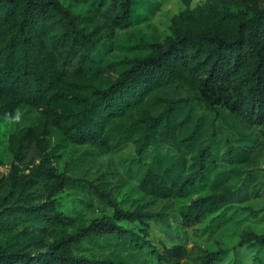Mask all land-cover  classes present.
<instances>
[{
	"label": "rangeland",
	"instance_id": "1",
	"mask_svg": "<svg viewBox=\"0 0 264 264\" xmlns=\"http://www.w3.org/2000/svg\"><path fill=\"white\" fill-rule=\"evenodd\" d=\"M58 1L75 17L77 26L96 39L89 67L68 63L62 70L63 24L50 19L39 29L44 43L40 52L54 58L55 67L62 70L56 83L61 90L59 101L73 112L81 109L88 87H106L132 60L146 55L148 45L170 36L172 29H207L228 39L240 19L251 17L252 9L264 4V0H134L131 23L119 29L112 27L110 18L116 9L109 0ZM146 91L140 102L105 123L107 152L54 127L49 129L45 149L54 173L81 181L55 194L49 193L55 182L50 175L34 176L23 189L9 179L12 167H17L19 175H28L38 163L35 148L27 146L23 163L17 164L11 138L44 121V102H21L16 108L21 113L19 123L0 120V251L26 254L32 259L28 264H45V253L56 240L113 214L112 207L88 189L92 184L117 208L141 211L145 226L121 223L138 238L122 235L81 241L74 247L77 258L108 264H158L150 254L152 249L162 253L181 246L187 256L180 264H198L212 251L224 252L218 264H264V246L246 238L264 236V129L223 108L207 106L195 79L183 70L173 83H153ZM173 100L184 104L170 109ZM167 110L171 139L160 135L162 130L149 121ZM205 148L212 153L206 181L185 198H159L141 188L148 171L165 177L171 187L175 179L195 170L198 153ZM227 150L232 156L225 158ZM169 166L173 171L167 172ZM240 186L247 190V200L224 206L196 226L182 227V207ZM38 211L43 215L38 216Z\"/></svg>",
	"mask_w": 264,
	"mask_h": 264
},
{
	"label": "trees",
	"instance_id": "2",
	"mask_svg": "<svg viewBox=\"0 0 264 264\" xmlns=\"http://www.w3.org/2000/svg\"><path fill=\"white\" fill-rule=\"evenodd\" d=\"M105 0H99L102 2ZM116 9L110 21L113 28L123 29L131 23L134 0H109ZM60 21L64 33L60 38L61 68L66 64L78 68L89 67L93 62L96 39L93 34L79 28L75 17L58 0H0V120L13 116L21 102L43 103L44 121L27 127L11 138V147L17 164L24 161L23 149L33 146L38 163L28 175H19L12 167L9 179L22 189L36 175L55 178L50 194L81 181L54 173L45 149V136L54 127L64 135L82 143H89L105 152L110 150L103 131L105 123L124 114L147 94L150 84H171L178 80L181 71L192 76L204 103L212 108H223L242 117L249 123L264 129V4L252 9V16L238 21L237 29L228 39H221L207 29L178 27L162 43L148 45L149 52L132 60L106 87H88L82 99L81 109L73 112L62 102L61 90L56 83L62 70L55 67V59L41 53L44 46L39 29L47 20ZM146 91V92H145ZM171 108L184 104L183 100L170 102ZM149 121L160 135L171 139L169 113ZM225 158L231 157L227 150ZM212 153L208 148L198 153L195 170L185 177H178L168 187L165 177L156 171H148L141 181V188L159 198L173 196L185 198L193 189L204 185ZM173 171V167L169 166ZM88 189L113 209L112 215H103L75 233L63 236L49 246L45 264H108L77 258L74 247L91 238L128 235L138 236L124 229L123 222H138L145 226L144 214L139 210L125 211L110 203L109 199L92 184ZM248 199L243 186L191 201L180 209L182 227L191 228L217 213L224 206ZM38 216L43 215L41 211ZM248 241L264 246V236L247 235ZM0 264H28L26 254L0 251ZM158 264H180L187 251L181 246L165 248L162 253L150 252ZM224 252L212 251L204 255L198 264H218Z\"/></svg>",
	"mask_w": 264,
	"mask_h": 264
},
{
	"label": "clouds",
	"instance_id": "3",
	"mask_svg": "<svg viewBox=\"0 0 264 264\" xmlns=\"http://www.w3.org/2000/svg\"><path fill=\"white\" fill-rule=\"evenodd\" d=\"M6 119H8V118H6ZM20 120H21V113H20L19 109H17L15 115L10 117V122L19 123Z\"/></svg>",
	"mask_w": 264,
	"mask_h": 264
}]
</instances>
